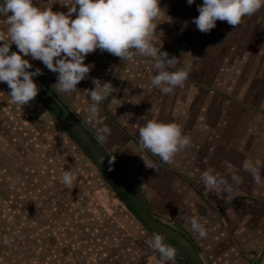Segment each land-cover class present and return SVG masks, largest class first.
Returning <instances> with one entry per match:
<instances>
[{
  "label": "crops",
  "instance_id": "obj_1",
  "mask_svg": "<svg viewBox=\"0 0 264 264\" xmlns=\"http://www.w3.org/2000/svg\"><path fill=\"white\" fill-rule=\"evenodd\" d=\"M37 2L51 6L53 11H67L66 6L55 0ZM200 3L196 1L194 7ZM178 6L182 10L183 2L176 5V10ZM195 12L197 14V8ZM3 19L0 17V37L8 42L7 24ZM256 20L258 34H247L252 25L255 27ZM242 23L236 28V36L242 30L240 43H248V39H256L258 35V43L253 44L258 47V103L244 99L242 103L223 102L217 110V118L214 117L215 104L199 106V86L189 74L184 83L192 84L195 92H190L186 103L182 97L189 90L183 87L175 88L170 94L153 88L150 83L155 73L153 61L136 50H131V59L124 60L107 51L87 54L83 62L91 65L90 71L77 84V90L69 94L56 88V73L39 60L25 57L30 59L33 69H41L42 74L36 78L117 166L146 208L185 236L204 264H264V83L261 76L264 72V7L245 17ZM10 51H16L15 44L10 45ZM180 56L178 64L168 67V71L185 65L190 69L197 67L196 55L195 58ZM209 73L214 77L215 69H208L204 75ZM94 78L101 83L111 82L115 89L98 106L102 125L111 129L104 141L98 139L102 125L91 123L87 118L89 100L85 89L94 87ZM8 91L7 84L0 82V190L9 188L14 193L21 192L13 201L16 208L23 207L20 201L24 199L23 190H29V195L25 193L32 204L27 212L32 220L42 215L45 222L63 223L61 232L69 239L71 227L75 228L74 224L78 223L80 244L95 240L92 242L97 245L92 250L101 257L100 263L89 264H162L158 254L149 247L153 235H160L166 245L177 247L179 255L176 253L173 264H191L171 239L152 233L139 220L108 177L47 106L37 97L23 106L13 104ZM220 93L222 97L227 95ZM211 97L214 98V94ZM233 108L238 112L231 113ZM145 119L176 123L182 133L190 137V145L175 154L171 162L161 161L141 148L137 126ZM141 156L154 163L155 169L146 167ZM246 159L256 164L258 181L241 167ZM64 170H70L75 178L72 189H66L60 181ZM203 171H210L223 181L217 186V195L203 186L200 179ZM232 175L241 178L239 184L232 181ZM9 176L14 177V184L7 183ZM3 199L0 195L4 205L11 203ZM192 217L205 226L204 237L191 231L188 221ZM107 240L109 247L102 243ZM84 245L78 249L70 245L63 254L77 253L84 260L87 254ZM86 260L84 264H88Z\"/></svg>",
  "mask_w": 264,
  "mask_h": 264
},
{
  "label": "clouds",
  "instance_id": "obj_2",
  "mask_svg": "<svg viewBox=\"0 0 264 264\" xmlns=\"http://www.w3.org/2000/svg\"><path fill=\"white\" fill-rule=\"evenodd\" d=\"M67 11H53L51 6H41L37 0H0V17H4L7 40L0 37V82L8 86V97L13 104L23 106L38 94L33 77L42 74L40 68H32L31 60H39L49 71L56 73V88L69 94L77 90V84L90 71L85 64V56L95 50L107 51L122 60L131 59V50L153 60L155 73L151 76V86L163 94H170L181 86L190 70L188 65L175 67L178 59L169 57L166 51L157 48L151 41L156 23L163 11L160 0H55ZM192 5L194 0H186ZM52 5V4H51ZM198 15L192 18L197 30L209 32L217 20L236 27L242 17L252 16L264 0H202L197 4ZM164 12V11H163ZM15 44L16 51H10ZM29 57V58H25ZM94 87L85 89L89 104V122L102 125L99 118L100 103L115 91L111 82L101 83L93 79ZM111 129L102 125L98 139L106 140ZM137 134L142 149L163 162H171L175 154L190 145V137L183 134L174 122L145 119L137 126ZM146 167L155 169L154 163L141 156ZM241 167L257 181V166L246 159ZM208 192L217 195L218 184H223L210 171H203L200 177ZM232 181L239 184L241 178L232 175ZM60 181L66 189L74 187L75 178L70 170H64ZM226 192V189H225ZM188 224L192 232L200 237L206 235L205 226L192 217ZM149 247L159 256L162 264H173L176 250L166 245L160 235H153Z\"/></svg>",
  "mask_w": 264,
  "mask_h": 264
},
{
  "label": "rangeland",
  "instance_id": "obj_3",
  "mask_svg": "<svg viewBox=\"0 0 264 264\" xmlns=\"http://www.w3.org/2000/svg\"><path fill=\"white\" fill-rule=\"evenodd\" d=\"M196 1L198 0L188 5L186 0H160V7L164 12L161 11L154 21L157 25L151 36L153 45L157 48L161 47V50L166 51L169 57L175 56L177 59L180 55L187 58H195L196 55L200 62L198 61L197 67H192L188 74L194 77L195 83L199 86V106L204 104L203 106L206 107L207 103L216 105L215 118L219 117L217 110L223 102L242 103L241 99H244L249 103H258V47L253 46L254 43H258V35L256 39H248V43L244 44L240 43L242 30H237L239 35L236 36V28L243 24L245 17L247 19L248 16L242 17L240 24L234 28L227 22L219 20V24L209 32L202 33L197 30L192 21V18L198 15V11L197 14L195 12L197 7H194ZM199 1L202 3V0ZM181 2H183L182 10L187 11L183 12L180 6L177 10L175 9ZM256 22L255 27L253 28L252 25L247 34H258V20ZM233 41L236 44H233ZM227 44L229 45L226 46ZM225 56L227 58L224 60ZM210 68L215 69L214 77H210V73L204 75ZM261 73L262 83H264V72ZM179 87L189 90L182 97L183 102L186 103L191 97L190 92H195V88L190 83H183ZM220 92H225L232 98L228 99L226 95L225 99ZM212 94L214 98L211 97ZM204 112L207 113L205 109ZM236 112L238 111L233 108L231 113ZM219 114L223 117L222 112L219 111ZM8 178L10 180L8 179L7 183L14 184V177ZM25 192L30 194L29 190H23L24 199H18L23 202V207L16 208L13 201L17 199L16 196L19 193L21 196V192L14 193V190L9 188L0 190L1 197L7 199L6 203L11 202L6 205L0 202V264H84L83 261L86 259L88 264L100 263L101 257L96 256L92 250L97 245L96 242H92L95 240H88L86 241L88 244L84 243L85 245L80 244L82 241L78 234V223L74 224L75 228L71 227L69 239L61 232L63 223L45 222L46 218L42 215L35 216L32 220L27 213L32 204ZM78 211L79 209L76 213ZM82 214L85 215V212L83 211ZM170 241L168 243H171ZM109 242L102 241L107 247L110 246ZM70 245L77 249L82 245L86 247L87 254L84 260L77 253L63 254ZM173 248L178 252L175 245Z\"/></svg>",
  "mask_w": 264,
  "mask_h": 264
},
{
  "label": "water",
  "instance_id": "obj_4",
  "mask_svg": "<svg viewBox=\"0 0 264 264\" xmlns=\"http://www.w3.org/2000/svg\"><path fill=\"white\" fill-rule=\"evenodd\" d=\"M39 91L36 97L41 101L59 122L68 130L76 140L78 146L89 154L105 171L109 178L119 187L139 220L148 228L171 239L186 255L191 264H204L196 249L181 233L156 218L143 204L131 184L110 160V158L94 142L88 132L79 124L75 117L63 106L52 92L36 77H33ZM73 138V137H72Z\"/></svg>",
  "mask_w": 264,
  "mask_h": 264
},
{
  "label": "trees",
  "instance_id": "obj_5",
  "mask_svg": "<svg viewBox=\"0 0 264 264\" xmlns=\"http://www.w3.org/2000/svg\"><path fill=\"white\" fill-rule=\"evenodd\" d=\"M64 127V126H63ZM65 128V127H64ZM66 130V129H65ZM66 132H68V134L74 138V136L68 131L66 130ZM88 156L96 163V161L88 154ZM97 164V163H96ZM97 166L102 170V172L108 177V179L110 180V182L112 183V185L114 186V188L116 189V191L123 197V199L125 200L126 204L128 205V207L132 210V212L137 216L136 212L134 211L133 207L131 206L129 200L125 197V195L122 193V191L119 189V187L109 178V176L105 173V171L97 164ZM138 217V216H137ZM147 227V226H146ZM148 228V227H147ZM152 233L155 234H160L150 228H148ZM169 239V238H168ZM170 240V239H169ZM173 242V241H172ZM185 254V253H184Z\"/></svg>",
  "mask_w": 264,
  "mask_h": 264
}]
</instances>
